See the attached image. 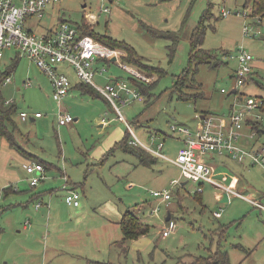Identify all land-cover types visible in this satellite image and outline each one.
I'll return each mask as SVG.
<instances>
[{
	"label": "rangeland",
	"instance_id": "374dc122",
	"mask_svg": "<svg viewBox=\"0 0 264 264\" xmlns=\"http://www.w3.org/2000/svg\"><path fill=\"white\" fill-rule=\"evenodd\" d=\"M245 2L66 0L49 7L42 18L33 19L28 27L33 33L43 35L66 21L82 34L86 20L96 18V34L125 42L150 66L159 68L163 74L160 78L135 68L141 75L153 79L150 85L155 88L147 95L140 93L144 101H133L122 112L141 143L156 150L163 142L162 153L168 159L176 160L181 142L171 133L173 126L194 129L201 117L227 115L235 105L241 109L243 97L264 99V21L260 25L261 37H245L243 27L247 19L244 14H250L249 8L253 6L250 3L245 8ZM105 8L110 12L104 13ZM222 10L229 17L223 18ZM209 11L201 49L210 52L212 58L209 63L193 65L187 81L191 35ZM253 16L254 20L247 22L257 23L258 19H264L256 9ZM165 36H175L179 40L172 60L169 49L172 42ZM241 47L254 59V72L243 87L237 88L234 72ZM122 53V59L126 58L127 55ZM107 67L106 79L124 80L133 86L127 71L113 63ZM62 69L77 82L69 66ZM8 76L10 82L4 85ZM182 78L185 80L182 92L203 94L202 98L182 101L175 88ZM96 82L102 81L97 79ZM25 83L32 86L26 87ZM236 90L239 94L234 93ZM0 95L3 105L12 102L11 105L17 107L14 119L19 131L14 132L15 141L50 166V169L46 168V180L32 188L29 176L23 170L28 159L0 137V264H86L70 251H63L53 237L56 229L75 225L69 224L74 213H71L73 207L65 203L64 176L77 186L80 203L88 211L86 219L82 218V225L102 223L105 218L121 217L132 211L153 226L148 236L163 253L164 264H175L184 256H207V248L211 243L215 248L218 237L214 235L211 242L206 236L210 237L221 225L229 228L222 247L229 253L230 264H264V211L234 196L229 203H220L217 195L222 191L211 185L203 186L204 192L198 200L194 194L197 185L193 182L182 179L185 186L171 185L181 177L180 171L159 157L154 158L155 164L141 167L138 158L122 147L108 152L114 143L131 132L102 99L74 90L60 106L52 98L47 76L17 49L0 52ZM60 108L74 118L71 124L61 128L57 119ZM23 112L32 116L41 113L43 117L35 122H23L20 118ZM254 115L260 116V131L255 130V140H247L245 137L254 132L246 125L240 143L243 147L259 150L264 148V109ZM8 128L12 132V128ZM152 135H158L160 139H152ZM211 164L217 169V175L222 176L219 182L227 186L238 178L237 192L249 201L264 205V171L260 167L228 158L211 161ZM165 189L172 194L168 206L151 195L153 191ZM39 193L42 194L40 197ZM157 206L161 209L159 217L151 214ZM169 210L173 222L165 220ZM215 214L222 217L218 219ZM27 223L29 227L23 230ZM173 224L177 225L175 233L166 239L158 235L165 226L171 228ZM238 246L244 250L235 248ZM115 251L120 252L118 248ZM132 254V248L127 253H120L118 261L129 264ZM146 256L140 254L139 258L142 261L147 259ZM101 257L93 259L101 260ZM150 260L148 258L149 263L145 264H152ZM186 262L191 263L190 260Z\"/></svg>",
	"mask_w": 264,
	"mask_h": 264
},
{
	"label": "built area",
	"instance_id": "2783aa9c",
	"mask_svg": "<svg viewBox=\"0 0 264 264\" xmlns=\"http://www.w3.org/2000/svg\"><path fill=\"white\" fill-rule=\"evenodd\" d=\"M66 0H0V52L6 49H17L21 55L26 57L31 63L37 65L43 74L47 76L52 88V98L62 106V102L69 96L73 89V81L69 77L63 66H69L76 76L77 82L90 87L101 95L114 110L119 121L126 123L130 133L128 145L139 147L151 154L155 158L159 157L179 169L181 177L174 180L171 185L174 187L183 186L182 179L193 182L197 185L195 195L203 194V186L211 185L222 193L244 199L251 202L256 208L264 211V205L260 202L249 201L237 190L227 187L216 180L214 167L210 164L214 157H229L232 160L243 162L248 161L249 165L260 167L264 171V148L259 150L247 148L241 145V140L245 135L244 128L248 125L251 129L253 124L260 121L259 115H254L257 111H263L264 99L241 98V109L239 105L231 108L229 114L224 116L207 115L199 119V123L194 129L184 126L171 128V133L181 142L176 160L168 159L163 153L164 144L161 142L156 150L144 145L135 135L133 129L124 118L122 109L130 105L133 101L143 102L144 98L133 89L132 85L124 80L106 79L108 76L107 66L117 64L121 69L127 71L131 77L139 82L150 83L152 80L141 75L134 67L122 63L124 54L122 51L111 49L99 41L90 37L83 38L78 29L68 22H61L47 34H35L28 27V23L35 18H42L49 7L55 6ZM250 9V14L245 13L244 17L254 20V7ZM104 13L110 10L105 8ZM223 18L229 17L225 11H221ZM243 27V35L247 38H258L263 34L260 25L264 19H258L257 23L247 22ZM114 59H116L114 61ZM238 67L234 78L237 81V88L243 87L253 74L252 63L254 59L242 47L238 49ZM99 79L100 84L96 82ZM108 80V81H104ZM10 82L7 78L4 85ZM26 87H31L30 83H25ZM225 94V91L223 90ZM239 94V90L234 92ZM7 102L6 105H11ZM41 113L33 116L21 113L23 122L31 119H41ZM60 127L67 126L74 121V118L63 113L61 108L57 114ZM253 130V129H252ZM253 134L247 135V140H255V130ZM152 139H160L158 135H152ZM23 170L29 176V183L32 188L38 187L46 180L47 170L39 162H28L23 165ZM63 190L67 191L65 203L69 207L78 208L80 206L81 195L77 190H69V179L63 177ZM152 197L166 206L172 199L171 191H153ZM223 195V194H222ZM222 195H219L221 200ZM40 207V206H38ZM160 207L151 210L153 216H158ZM217 216H220L217 214ZM29 227V223L25 225ZM177 230V225L173 224L163 233L164 238H168Z\"/></svg>",
	"mask_w": 264,
	"mask_h": 264
},
{
	"label": "trees",
	"instance_id": "16d2710c",
	"mask_svg": "<svg viewBox=\"0 0 264 264\" xmlns=\"http://www.w3.org/2000/svg\"><path fill=\"white\" fill-rule=\"evenodd\" d=\"M251 2L253 4V7L256 9V13L260 14L261 17L264 18V0H247L244 7L247 8ZM209 15H210V11L207 12L203 16V19L201 20L200 25L194 30V32L191 35V39H190V47H191L190 61H189L188 69H187L188 71H186V76H185L187 81H188L189 75L193 71V65H195V64L198 65V64H202V63H209V61L212 58V55L210 52H207V51H204L201 49V47L203 46V44L205 42V36H206L205 20H207ZM97 20L98 19H96V18L86 20V22L82 26V29L84 30V32L82 34H80L83 38L90 37L96 41H99L100 43H102L103 45H105L111 49L123 51L127 56H126V58L122 59V61L125 64H127L128 66L139 69L142 73L143 72H145L146 74L153 73V75L156 76L157 78H160L163 76V74L159 68L150 66L148 64V61H145L141 57H139L138 54L136 53V51L132 47L128 46V44H126L125 42H118V41L112 40L110 38H106V37H103V36L96 34L94 31V28L97 24ZM63 22H66V21H63ZM165 37H167L172 42V45L169 48L170 49V58L172 60L174 57V54H175L179 40L175 36H165ZM18 58H16V59H18ZM16 63L17 62H15V64ZM16 65L18 66V63ZM194 72L196 73L197 71L195 70ZM144 76H146V75H144ZM7 78H9V76ZM129 82H131L133 84L135 89L139 93H141V95H143V94L147 95L152 89L155 88V86L150 85V84H152L153 79L150 83H143V82L137 81L136 79H134L132 77ZM182 86H185V80L183 78L181 80H179L175 85L176 91L179 93V97L182 101L188 102V101H191L192 99L202 98L203 94H186V93H183L182 92ZM75 88L78 89L82 94H86V95H89V96L94 97V98H99V96H100L97 92H95L90 87L85 86V85L80 84V83L77 84V86ZM4 105L6 107H4ZM4 105H3L2 98L0 95V137L5 138L11 148L16 149L17 151H19L20 154L25 155V151L15 141L14 132L19 131V127H18V125L14 119V116H15L16 111H17V107L12 106V105L8 106V105H6V103H4ZM251 126H252L253 130L260 131L261 125L259 123L253 124ZM8 127L12 128L13 133L11 132V130H9ZM129 139H130V133L127 132L126 137L123 139L122 142L118 143L115 146V149L117 146L122 147L126 152L137 157L140 160V164H143V165L153 164L155 157H153L151 155L149 156L147 153H145L140 148L130 147L128 145ZM30 160L31 161H29V162H39V163L43 164L45 166V168L48 169V167H47L48 165L46 162L38 161L35 158H30ZM200 195L199 194L196 195L198 200H201ZM32 200H33V198L31 199V201ZM120 227L122 230L123 239L119 242H116L114 244V246L119 248L121 253H127L129 251L128 244L130 242L138 240L139 238H141L143 236H148L151 233L152 228H153V226L144 222L142 220V218L137 216L132 211H127L123 215L122 220L120 222ZM228 229L229 228L227 227V225L220 226L218 228V230L214 231L212 234L209 235L210 237L206 236L207 238H210L211 242L214 241V235H216L218 237L215 252L212 251V248L214 245L211 243L209 245V247L207 248V251H208L207 256H196V257L190 256L192 258L191 263L190 262L186 263L185 261H183L184 257H181V258H178V261H177L178 264H230L229 253H228V251L223 250V247H222V244L226 239ZM235 248L244 250L241 246H238ZM248 256H250V253L248 254Z\"/></svg>",
	"mask_w": 264,
	"mask_h": 264
},
{
	"label": "crops",
	"instance_id": "0c3cea01",
	"mask_svg": "<svg viewBox=\"0 0 264 264\" xmlns=\"http://www.w3.org/2000/svg\"><path fill=\"white\" fill-rule=\"evenodd\" d=\"M246 2H247V0H246ZM246 2H245V4H246ZM77 84H79V82H73L72 91L78 90L75 88L77 86ZM99 98L102 99L106 103V105H109V103L101 95L99 96ZM117 120H118V118H117ZM31 122H35V120L31 121ZM102 122L103 123L105 122L104 119L102 120ZM198 123H197V125H198ZM59 128H61V127L59 126ZM123 139L124 138H122L117 143H114L113 147H111L108 152L114 151L116 144L122 142ZM136 148H139V147H136ZM23 150L25 151V155L24 154H22V155L28 159L27 162L31 161L30 158H35L36 160L41 161V162L43 161L37 155L33 154L32 152L27 151L25 149H23ZM141 150H143V149H141ZM144 152L147 153L146 151H144ZM147 154L149 156L151 155L149 153H147ZM225 158L230 159L229 157H214L213 159H211L209 161L211 164V161H216L217 159H225ZM155 162H156V160H154L153 164H155ZM139 163H140V160H139ZM153 164H151V165H153ZM151 165L140 164L138 166L148 167ZM47 167H48V169H50V166H47ZM214 169H215L214 172H215L216 180H218V181L222 180V176L217 175V169L215 167H214ZM239 183H240V180L235 177V179L233 181H231L230 184L227 185V187L231 186V188L237 190ZM182 185L185 186V184H182ZM84 186H85V184L82 187H84ZM68 189L78 191L77 186L75 184H73V182H69ZM220 194L222 195L223 193L222 192L219 193L217 195L218 198H219ZM41 195L42 194L39 193V197ZM36 196L38 197V195H36ZM219 200H220V198H219ZM81 207H82V205L80 203V206L78 208H72L73 210H71V213L72 212L74 213V216H73L74 220L73 219L70 220L69 224L74 223L75 225L67 226L65 229L62 227L56 229L55 233L53 234L54 240L58 242V244L61 246L63 251H70V253L75 254L76 256H78V258H82L86 264H121L122 262L120 263L118 261L121 251L116 252L115 249H117V247H115L114 244L123 239V234H122V230L120 227V222H121L123 216L121 215V217H118L116 215L117 218H110L108 220H106V218H105L104 222H102V223H94L92 225H88L86 223L85 225H82L81 223L86 219L88 211H86L85 207H82V208ZM159 215L157 217H159ZM214 216L218 219L222 217V216H217V214H215ZM82 218L83 219L85 218V219L83 220ZM172 219H173V215H172L171 211L169 210L165 220H166V222H173ZM27 228L28 227L23 226V230H26ZM167 228L168 227L165 226L162 231L158 232L159 233L158 235L161 236V238H163V239H166L163 237V233L166 231ZM115 231H116V235H115ZM217 241H218V239H217ZM129 246H128L129 249L132 248V252L134 253V254L130 255L129 264H142V262L144 264H145V262L149 263L147 261L148 258L151 259L150 261L152 262V264H164V262H165L164 261L165 258H164L163 253L157 249L155 240L151 239L150 236H143V237L139 238L138 240L132 241V242H130ZM118 250H120V249L118 248ZM215 250H216V247L215 248L213 247L212 251L215 252ZM140 254L147 255L146 256L147 259H144L141 261L139 258ZM94 256H96V257H94ZM100 256H102L101 260L93 259V258H99ZM194 257H196V256H194ZM187 260L192 261V258L184 256L183 261L186 262ZM175 264H178V262H176Z\"/></svg>",
	"mask_w": 264,
	"mask_h": 264
},
{
	"label": "water",
	"instance_id": "95a60500",
	"mask_svg": "<svg viewBox=\"0 0 264 264\" xmlns=\"http://www.w3.org/2000/svg\"><path fill=\"white\" fill-rule=\"evenodd\" d=\"M116 59H114L115 61ZM31 121H34L33 119H31ZM220 203H229L230 199L227 193H223L221 200L219 201ZM169 219V218H168Z\"/></svg>",
	"mask_w": 264,
	"mask_h": 264
}]
</instances>
